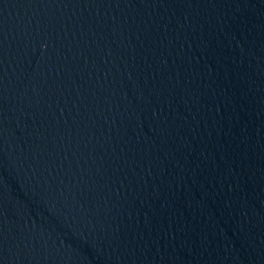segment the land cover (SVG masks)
<instances>
[{
  "label": "water",
  "instance_id": "95a60500",
  "mask_svg": "<svg viewBox=\"0 0 264 264\" xmlns=\"http://www.w3.org/2000/svg\"><path fill=\"white\" fill-rule=\"evenodd\" d=\"M0 264H264V0H0Z\"/></svg>",
  "mask_w": 264,
  "mask_h": 264
}]
</instances>
